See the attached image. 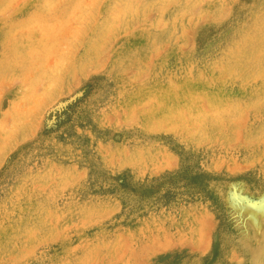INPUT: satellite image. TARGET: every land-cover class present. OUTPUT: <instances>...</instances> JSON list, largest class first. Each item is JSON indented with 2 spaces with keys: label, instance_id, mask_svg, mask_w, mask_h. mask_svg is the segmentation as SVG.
I'll return each instance as SVG.
<instances>
[{
  "label": "rangeland",
  "instance_id": "rangeland-1",
  "mask_svg": "<svg viewBox=\"0 0 264 264\" xmlns=\"http://www.w3.org/2000/svg\"><path fill=\"white\" fill-rule=\"evenodd\" d=\"M263 226L264 0H0V264H264Z\"/></svg>",
  "mask_w": 264,
  "mask_h": 264
},
{
  "label": "bare ground",
  "instance_id": "bare-ground-1",
  "mask_svg": "<svg viewBox=\"0 0 264 264\" xmlns=\"http://www.w3.org/2000/svg\"><path fill=\"white\" fill-rule=\"evenodd\" d=\"M237 205V204H236ZM249 206V205H248ZM260 208V207H259ZM257 209V208H256ZM258 211V210H257ZM244 212V211H243ZM256 217V216H255ZM258 217H260V216H258ZM256 219H257V217H256ZM254 221V220H253ZM256 223H257V220L255 221ZM264 227V226H263Z\"/></svg>",
  "mask_w": 264,
  "mask_h": 264
}]
</instances>
